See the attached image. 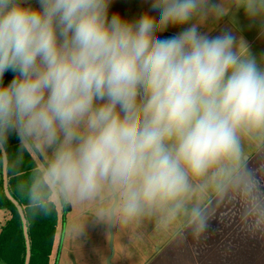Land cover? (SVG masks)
I'll use <instances>...</instances> for the list:
<instances>
[{"label":"clouds","instance_id":"clouds-1","mask_svg":"<svg viewBox=\"0 0 264 264\" xmlns=\"http://www.w3.org/2000/svg\"><path fill=\"white\" fill-rule=\"evenodd\" d=\"M112 2L0 0V144L14 132L43 158L26 210L107 189L110 227L151 222L199 243L228 211L264 237V164L245 153L264 145V56L231 29L201 31L228 14L223 0H151L131 20ZM236 7L264 36V0Z\"/></svg>","mask_w":264,"mask_h":264},{"label":"rangeland","instance_id":"rangeland-1","mask_svg":"<svg viewBox=\"0 0 264 264\" xmlns=\"http://www.w3.org/2000/svg\"><path fill=\"white\" fill-rule=\"evenodd\" d=\"M223 2L229 9L228 14L219 20L209 18L201 31H207L214 36L231 29L237 36L244 37L253 54L264 56V36L260 35V25L248 20L243 9L236 7V0ZM32 6L38 7L37 0L33 1ZM150 8L151 0H113L109 14L119 13L123 18L131 20L150 11ZM176 31L177 29L170 28L160 35L171 36ZM263 148L264 145L256 142L245 143L248 157L259 153ZM38 163L43 164L39 161ZM114 203L115 197L107 189L91 201H70L67 203L71 207L69 211L67 204L56 203L59 225L50 264H108L112 236V264H162L165 261H162L163 254L169 251H163V245L169 237L172 238L174 230L169 237L163 238L161 230L156 229L153 223L145 222L140 226L127 227L117 224L111 231L106 213ZM8 215L6 211L0 210V228ZM101 216L104 222L94 223Z\"/></svg>","mask_w":264,"mask_h":264},{"label":"trees","instance_id":"trees-1","mask_svg":"<svg viewBox=\"0 0 264 264\" xmlns=\"http://www.w3.org/2000/svg\"><path fill=\"white\" fill-rule=\"evenodd\" d=\"M13 76V72H6L4 84H8ZM3 151L7 160L6 185ZM38 161L43 163V158L37 151L22 145L14 132L9 135L6 143L0 144V210L9 214L0 228V264H26L27 238L29 264H50L59 225L57 206L55 204L47 214L36 215L28 212L25 207L28 203L25 185L33 169L41 166Z\"/></svg>","mask_w":264,"mask_h":264},{"label":"crops","instance_id":"crops-1","mask_svg":"<svg viewBox=\"0 0 264 264\" xmlns=\"http://www.w3.org/2000/svg\"><path fill=\"white\" fill-rule=\"evenodd\" d=\"M33 1L25 0L31 5ZM261 164H264V148L249 157L250 167L257 169ZM171 231H161L163 238L169 237ZM173 234L162 248L169 249L162 257L168 264H264V237L241 231L238 214L234 216L232 212L223 211V215L213 220L199 243L190 235L180 242Z\"/></svg>","mask_w":264,"mask_h":264},{"label":"water","instance_id":"water-1","mask_svg":"<svg viewBox=\"0 0 264 264\" xmlns=\"http://www.w3.org/2000/svg\"><path fill=\"white\" fill-rule=\"evenodd\" d=\"M3 157H4V177H5V185H6V168H7V160H6V155H5L4 151H3ZM6 194H7V196L13 201V203H15V204L17 205L16 201H14V200L9 196L8 192H6ZM66 208H67L68 211L71 209V207H70L69 204L66 205ZM22 218H23V220H24L23 214H22ZM24 223H25V220H24ZM110 229H111V231H112L113 227H110ZM24 230H25V234L27 235V233H26V225H24ZM26 238H27V236H26ZM27 246H28V254H27V261H26V264H29V259H30V249H29L28 238H27ZM110 246H111V254H110V257L108 258V264H112V263H111V260H112V258H113V256H114V249H113V236H112V239H111Z\"/></svg>","mask_w":264,"mask_h":264}]
</instances>
